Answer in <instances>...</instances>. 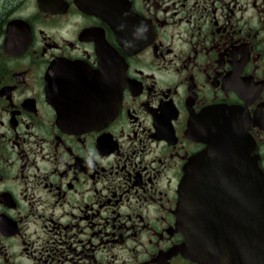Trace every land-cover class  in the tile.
I'll use <instances>...</instances> for the list:
<instances>
[{
    "label": "flooded vegetation",
    "instance_id": "obj_1",
    "mask_svg": "<svg viewBox=\"0 0 264 264\" xmlns=\"http://www.w3.org/2000/svg\"><path fill=\"white\" fill-rule=\"evenodd\" d=\"M229 109L264 174V0H0V264H200L178 185Z\"/></svg>",
    "mask_w": 264,
    "mask_h": 264
},
{
    "label": "water",
    "instance_id": "obj_2",
    "mask_svg": "<svg viewBox=\"0 0 264 264\" xmlns=\"http://www.w3.org/2000/svg\"><path fill=\"white\" fill-rule=\"evenodd\" d=\"M45 83L47 100L59 114L75 113L62 74L47 72ZM235 112L230 110V121ZM224 134L223 156L184 169L179 184V220L186 238L182 251L201 264H264V177L249 137L232 122ZM217 204L226 217L213 224L207 216Z\"/></svg>",
    "mask_w": 264,
    "mask_h": 264
}]
</instances>
